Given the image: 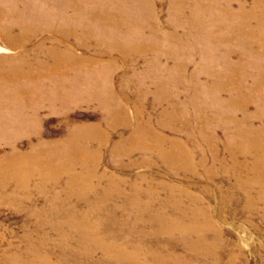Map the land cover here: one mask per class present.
<instances>
[{
	"label": "rangeland",
	"instance_id": "374dc122",
	"mask_svg": "<svg viewBox=\"0 0 264 264\" xmlns=\"http://www.w3.org/2000/svg\"><path fill=\"white\" fill-rule=\"evenodd\" d=\"M57 14L68 17V21L71 20L68 27L78 35L76 40L83 45L86 42L85 45L90 47L87 48V54H84V60L78 59L77 63L71 59L59 61L54 71L48 74L53 77V81L39 80L40 76L34 70L38 66L36 62L26 63V60L20 61L14 56L21 53L23 45L15 44L23 39L17 42H9L8 39L16 35L21 38L19 34H26L32 40L28 42V47L35 48L42 42L45 33L57 38L55 33H51L56 30L43 29L54 26L66 31L59 19L52 21ZM147 18L151 19L150 30H141L135 36L145 42V50L153 49L149 53H141L129 48L127 44L114 47L106 45L109 38L119 42L120 34L113 27L123 30L131 26L132 22L137 26L144 25ZM40 29L45 32L38 33ZM165 35L169 41L171 38L187 41L194 44V48L183 47V58H179L178 65L182 69L175 67V60L168 62L166 70L161 66L167 74L160 78V81L165 82L159 85L155 83V79L161 72L160 69L155 70L156 62L153 59L157 56L178 58L179 51L176 48L183 46L171 44L170 47ZM98 54L105 57L100 58ZM35 56L30 61L39 58L36 54ZM62 63L67 65L64 67ZM61 67L64 68L63 74L59 73ZM10 70L26 71L31 78L32 73L38 77L32 79L33 85L25 75L7 77ZM180 74L183 76H179ZM189 79L199 85L215 86V98L201 95L197 104L204 116L203 125L202 121L195 123L190 119L191 128H184L181 123L171 120V125L162 132L159 118L163 112L174 118H177L178 113L184 117L182 110L170 106L175 104L179 107L187 100ZM36 82L42 88H47L53 82L65 86V90L60 92L62 96L49 102L56 111L38 109L40 107L37 101L45 95L37 93ZM175 83L180 84V99H170L161 106H156V101L166 98L159 93L156 99L154 93L167 92L171 89V84ZM139 85L150 91L149 98L138 91ZM21 89H26L29 96L26 102L16 101L18 99L15 94ZM237 103L244 104L240 108ZM45 104L47 103L41 106ZM26 105H32V108H23ZM190 106L187 110H194ZM168 107L170 108L166 111ZM192 114L194 113H188L189 118ZM30 115L36 119L27 121ZM146 115L151 120L152 130L159 135L161 131L165 137L177 138L183 142L186 140V147L194 152V161L199 160L202 147H194V143L190 142L210 140L206 138L208 136H205V132H215L225 143L224 122L229 116H236L239 120L236 129L239 138L245 136L252 140L261 136L258 133L261 129L264 130V0H0V154L8 152L11 144H15L18 150L25 151L30 140L37 142L34 138L36 134L42 136V140H48L72 130L71 126L87 124L84 125L90 128L87 132L94 136L99 133L101 136L100 171L105 172L102 178L92 181L96 185V192H87L81 199L77 196L66 198L61 182L53 190L43 192L38 190L39 179L35 176L25 190L28 192L26 196L20 191L14 192V182L9 181L4 193L8 197H14H11L12 200H7L6 197L0 200V259H6L5 262L10 264L11 254L8 252L22 248L31 253L49 254V264H77L82 260H77L81 255L78 248L66 246V251L59 246L56 225L63 226L70 208L85 210L89 208V202L98 195L96 200L105 197L104 205L89 210L88 215L94 219L100 217L92 223L108 230L131 226L120 217L139 211L134 204L137 187L139 193L143 194L148 188V191L152 190V186L169 184L199 197L200 205L204 206H213L216 202L219 205L220 202L227 201V179L219 177L209 181L202 167L196 173L176 172L167 167L158 156L147 157L149 154L146 150L137 145L136 134L142 129L149 132L148 126L144 125ZM16 120L19 122L14 123ZM36 120L39 121L37 125L33 124ZM25 130L31 134L30 138L23 134ZM193 131L197 133L196 140ZM182 132H185L188 139ZM160 137L166 145L173 143L167 137ZM154 144L157 146V141ZM118 150L132 153L122 156L118 154ZM220 154L226 156L223 151ZM113 184L114 188L111 186ZM213 184L220 186L219 192H216ZM201 185L210 187L212 193L208 194L211 196L203 194ZM49 188L51 187H46ZM56 192L60 196L53 203L58 209L57 217L49 207ZM166 196V191H159V200H164ZM238 196L229 205L224 204L227 212L214 218V221L224 230V236L235 240L249 257L261 258L264 256V225L260 213L245 211ZM140 199L145 202L146 197L140 196ZM183 203L191 207L190 200L185 199ZM157 206V203L149 206L146 213ZM33 210L36 215V211H41L39 218L43 221L32 215ZM162 211L163 209L159 210ZM92 223L81 227L89 232ZM27 233L30 235L27 236ZM95 257L100 259L102 255L95 253ZM133 262V257L119 259V264ZM31 264L42 263L34 261Z\"/></svg>",
	"mask_w": 264,
	"mask_h": 264
},
{
	"label": "bare ground",
	"instance_id": "6f19581e",
	"mask_svg": "<svg viewBox=\"0 0 264 264\" xmlns=\"http://www.w3.org/2000/svg\"><path fill=\"white\" fill-rule=\"evenodd\" d=\"M67 18L59 14L54 15L52 21L59 19L64 24L66 31L54 26L43 28L45 30H56L51 33H55L57 38L50 37L49 34L45 33L42 42L35 48L28 47V42L32 40L26 34H19L21 38L16 35L8 39L9 42H17L23 39L20 43L15 44V46L23 45L21 53L14 54V56L20 59V61L26 60V63L36 62L38 66L34 70L38 72L40 76L39 80L49 79L53 81V77L48 74L54 71L56 64L60 63L59 61L71 59L77 63L78 59L86 58L84 54H87V48L90 46L85 45L86 42H84V45L79 44L78 40H76L78 35L73 33L68 27L71 20L68 21ZM150 21L151 19L147 18L146 24L140 26L132 22L131 26L123 30L119 27H113V30H116L120 34L119 42L116 43L114 38H109L106 45L114 47L115 45L122 46L127 44L129 48H133L141 53H145L146 51V53H149L153 49L147 48L145 50L144 47H147L145 46V42L135 35L141 30H146V28L150 30ZM45 30L40 29L37 32L44 33ZM165 36L167 44L170 47H172L171 44H182L183 46L176 48L179 51L178 58L166 59L157 56L153 59L156 62L155 70L160 69L161 72L160 75H156L155 79V83L159 85H163L165 82L160 81V78L167 74V72L161 69V66L166 70L168 62L175 60L177 61L175 67L182 69L178 65H180L179 58H183V47L188 49L194 48V44H190L187 41L183 42V40L175 38H171L169 41L168 36ZM210 43L214 44L212 41ZM34 52L39 58L36 61H30L36 57ZM207 55L211 56L210 53ZM98 57L104 58L105 55L98 54ZM62 65L65 67L67 64L62 63ZM21 70H10L6 76L17 77L25 75L34 85L32 79L38 76L32 73L31 78L30 73L28 74L26 71ZM63 71L64 68L61 67L59 73L63 74ZM179 76L183 75L180 74ZM188 82L190 85L187 88V92L189 93L187 100L179 107L175 104L174 106H170L182 110L184 117L182 116L183 114L178 113L179 115H176L177 118H174L163 112L159 118V126H161L162 132L166 130V127L171 125V120H175L177 124L181 123L184 128H191L190 119L193 122L195 121V123L202 121L203 125L204 116L202 115V111L197 108V104H199L198 101L201 95L214 99L216 96L214 91L215 86L199 85L196 81L191 82L190 79ZM36 85L37 93L39 92L47 97L38 99L37 104L40 107L38 109H44L49 112L50 109L55 110L49 102L62 96L60 92L65 90V86L62 83L56 84L55 82L47 88H42L38 82H36ZM171 85V89L167 92L160 91L154 93L155 98L159 93L166 98V100L160 102L159 100L156 101V106H161L170 99H175V101L180 99L181 91L178 90L180 84L175 83ZM201 87H204V89L201 90ZM145 89L141 85L138 86V91H142L149 98L148 94L150 91ZM14 92H17V90ZM118 95L122 96V94ZM15 97L18 99L16 100L17 102H26L29 98L26 89H21L19 93L15 94ZM45 102L47 104L41 106ZM243 104L237 103L240 108H242ZM190 105H192L194 110H187V108H191ZM234 105L236 106L235 103ZM23 108L30 109L32 105H26ZM191 112L194 114L189 118L188 113ZM31 118L32 116L30 115L27 121L31 120ZM32 119L36 118L33 117ZM37 120L33 124L37 125L39 123ZM18 122L16 120L14 123ZM224 123L226 125L225 143L223 139H219V136L215 132L214 134L205 132V136H208L206 138H210V140L205 139L203 141L190 142L194 143V147H202L201 149L199 148L202 154L198 161L193 160L194 152L186 147V140L183 142L180 139L166 136L173 142L166 145L160 137L161 135L166 138L165 135L161 131L159 135L156 131L152 130L151 120L147 115L144 125L148 126L149 132L146 133L142 129L141 132L136 134L137 145L146 150V153L149 154L148 158L158 156L167 167H171L176 172L196 173L197 169L202 167L204 175L209 181H213L219 177L224 180L227 179L229 183L227 201L220 202L219 205L216 202L213 206H204L200 205L199 197H194L188 191L175 188V186L169 184L152 186L153 189L149 190L151 192L148 191V188L146 189L147 192L144 191L143 194L139 193L137 187V189L135 188L136 201L134 204L139 211L137 213L133 211L126 217H120V219H124L123 222L131 224V226L129 228L108 230L96 227L92 223L100 217H95L94 219L88 215L89 210L93 208L97 209V206L101 207V205H104L103 200L105 197L102 196L100 200H96L99 198L98 195V197L95 196V199L89 202L88 205L90 206L85 210L77 211L70 208L67 211L69 213L68 217L62 223L63 226L56 225L58 228L56 238L58 239L59 246L63 247L66 251H68L66 246L77 247L81 254L77 260L82 258L81 261L76 262L77 264H119L120 257H133L135 262L132 264H264V256L261 258L249 257L238 246L235 240L224 236V230L214 221V218H219L227 212L224 204L229 205L230 201L235 200V196L239 195L238 197L242 200L245 211H253L251 214L259 212L260 219L264 225V130L261 129L258 133L261 136L249 140L245 136L239 138L236 132L239 120L236 116L227 117ZM84 125L87 124L71 126L72 130H68L67 133L48 140H42V136L36 134L34 138H36L37 142L35 143L32 142L33 140H30L25 151L18 150L15 144H11L8 152L0 154V200L3 197H6L7 200H12L11 197H14H8L4 193L9 181L14 182V192L20 191L28 196V192L25 190L28 189L27 186L30 180L35 176L39 179L37 188L43 192L50 191V189L53 190L61 182L65 197L68 199L74 196L81 199L87 192H96V185L92 182L93 179H100L105 175V172L102 171L101 173L100 171L102 164L101 136L99 133L97 136H94L92 133L87 132L90 128ZM93 131L97 132V129ZM23 134L28 138L31 137V134L27 130L23 131ZM182 134L184 135L185 132H182ZM193 136L195 140L198 139L195 131H193ZM186 139L188 138L186 137ZM154 141H157V146H155ZM221 151L226 156L221 155ZM117 152L122 156L132 153L121 152V150ZM114 184L111 186L113 187ZM213 185L217 189L216 192H219L220 186ZM47 186L51 188L46 189ZM201 188L204 195L211 196L209 195V192H211L209 186L201 185ZM160 190L167 193L164 200H159ZM140 196L146 197L145 202L140 199ZM59 197V193L56 192L53 195L52 202L49 203V207L56 217L59 213L54 204L55 200ZM185 199L191 201V207L184 205L183 201ZM56 203L58 202L56 201ZM128 203L132 205V203ZM156 203L158 206L146 213V208L152 207ZM160 209H163V211L159 212ZM31 213L35 218L42 220L39 218L42 215L41 211H36L37 215L34 210ZM52 220L55 219L52 218ZM89 222L92 223L90 227L92 229L88 232L82 229L81 226ZM51 234L54 233L52 232ZM26 235L29 236L30 234L27 233ZM43 235L44 233L41 234V236ZM8 253L11 254L10 264H31L34 261L49 264L50 255L47 253H31L22 248H17ZM95 253L101 254L102 257L97 259ZM20 255L23 257L20 258ZM5 261L7 260L0 259V264H7ZM56 264L58 263L56 262Z\"/></svg>",
	"mask_w": 264,
	"mask_h": 264
}]
</instances>
